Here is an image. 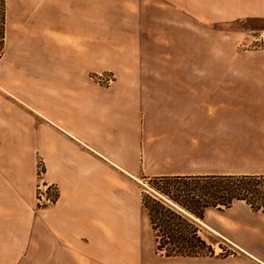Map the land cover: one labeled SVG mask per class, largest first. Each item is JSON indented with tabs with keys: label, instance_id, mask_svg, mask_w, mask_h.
<instances>
[{
	"label": "crops",
	"instance_id": "crops-1",
	"mask_svg": "<svg viewBox=\"0 0 264 264\" xmlns=\"http://www.w3.org/2000/svg\"><path fill=\"white\" fill-rule=\"evenodd\" d=\"M0 3V264H264L243 200L193 217L224 258L155 253L141 202L152 177L264 174V47L223 35L264 0Z\"/></svg>",
	"mask_w": 264,
	"mask_h": 264
},
{
	"label": "trees",
	"instance_id": "trees-1",
	"mask_svg": "<svg viewBox=\"0 0 264 264\" xmlns=\"http://www.w3.org/2000/svg\"><path fill=\"white\" fill-rule=\"evenodd\" d=\"M148 181L158 195L144 192L141 202L160 255H213L193 218H202L206 207L221 210L243 200L252 211H264V174L158 176Z\"/></svg>",
	"mask_w": 264,
	"mask_h": 264
},
{
	"label": "rangeland",
	"instance_id": "rangeland-1",
	"mask_svg": "<svg viewBox=\"0 0 264 264\" xmlns=\"http://www.w3.org/2000/svg\"><path fill=\"white\" fill-rule=\"evenodd\" d=\"M2 13L3 7L0 3V28L2 27ZM226 32L223 33L225 36H232V39L236 42H239V49H259L264 47V19L261 18H243L241 20H234L233 22L226 24L225 26ZM103 73H111V72H103ZM102 73V74H103ZM105 83V82H102ZM107 84V83H105ZM43 170V166L41 162L38 163V173ZM144 181V180H143ZM148 180H145L144 187L149 191L155 193L150 189V185ZM43 188L46 185H38L36 197L38 199L37 193L39 192L38 188ZM57 190V189H56ZM41 204H49V203H41ZM204 236L208 242L212 244L214 249L213 255H204L209 257L216 258H224L231 255H236L239 252L234 246L223 240L222 238L204 231Z\"/></svg>",
	"mask_w": 264,
	"mask_h": 264
},
{
	"label": "built area",
	"instance_id": "built-area-1",
	"mask_svg": "<svg viewBox=\"0 0 264 264\" xmlns=\"http://www.w3.org/2000/svg\"><path fill=\"white\" fill-rule=\"evenodd\" d=\"M97 78L99 79V81L105 82V83H109L112 81L113 76L111 73H103V74H98ZM39 192L37 193L38 196V201L40 203H51L52 201H54V199L56 198L57 195V190L56 187L53 185H48L45 186L43 188H38Z\"/></svg>",
	"mask_w": 264,
	"mask_h": 264
}]
</instances>
